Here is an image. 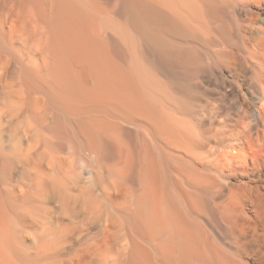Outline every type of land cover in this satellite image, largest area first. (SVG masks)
<instances>
[{
	"label": "bare ground",
	"instance_id": "obj_1",
	"mask_svg": "<svg viewBox=\"0 0 264 264\" xmlns=\"http://www.w3.org/2000/svg\"><path fill=\"white\" fill-rule=\"evenodd\" d=\"M0 264H264V0H0Z\"/></svg>",
	"mask_w": 264,
	"mask_h": 264
}]
</instances>
